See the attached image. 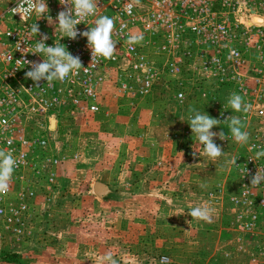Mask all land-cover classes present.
<instances>
[{
    "label": "built area",
    "instance_id": "obj_1",
    "mask_svg": "<svg viewBox=\"0 0 264 264\" xmlns=\"http://www.w3.org/2000/svg\"><path fill=\"white\" fill-rule=\"evenodd\" d=\"M47 4L48 13L38 20L35 11L30 16L25 13L24 19L13 14L16 0L0 7V149L18 161L8 192L0 194V236L14 244L32 238L35 217L54 200L60 168L79 157L74 142L59 141L57 132L71 136L69 126L98 115L110 117L119 104L132 107L139 97L173 82L172 98L177 103L194 95L221 121L237 116L244 123L248 142L231 141L235 150L224 180L237 183L227 202L233 226L262 239L257 247L264 255V228L258 226L264 222V183L251 186V176L257 169L264 170V157L256 158V152L264 149V0H140L139 5L134 0H99L96 15L76 27L82 32L107 15L115 21L117 44L113 58L93 61L86 37L60 38L56 17L63 6L59 0ZM34 23L47 34V45L60 42L87 69L64 81L42 80L35 87L25 78L30 65L22 61L43 60L31 53L41 39L30 33ZM130 32L142 34L143 41L128 45ZM218 87H232L249 110L236 112L227 101L218 100L213 93ZM226 135L223 141L214 137L215 142L223 147L234 139ZM185 136L187 146L202 154L203 146L191 129ZM233 158L238 166L230 163ZM223 191L218 186L208 192L207 202L220 204Z\"/></svg>",
    "mask_w": 264,
    "mask_h": 264
},
{
    "label": "rangeland",
    "instance_id": "obj_2",
    "mask_svg": "<svg viewBox=\"0 0 264 264\" xmlns=\"http://www.w3.org/2000/svg\"><path fill=\"white\" fill-rule=\"evenodd\" d=\"M8 2L0 0V7ZM175 91L170 82L132 107L119 104L117 114L69 126L71 136L57 132L59 141L74 142L79 157L60 168L54 200L34 219V236L23 244L0 236V264H101L108 251L120 264H160L162 256L169 258L165 264H264L257 247L262 239L232 224L227 195L237 180H224L218 172L229 162L225 148L229 154L235 150L234 139L220 157H193L185 136L189 108L216 116L194 95L177 103ZM233 92L218 87L213 93L228 101ZM221 130L231 134L227 122L212 129ZM156 156V168L149 170V158ZM163 175L168 180L164 199L151 182ZM94 183L103 186L100 195ZM218 186L224 188L221 203L211 205L207 194ZM201 204L213 210L211 222L188 214ZM258 226L264 228V222ZM4 252L11 254L10 261L1 257Z\"/></svg>",
    "mask_w": 264,
    "mask_h": 264
},
{
    "label": "clouds",
    "instance_id": "obj_3",
    "mask_svg": "<svg viewBox=\"0 0 264 264\" xmlns=\"http://www.w3.org/2000/svg\"><path fill=\"white\" fill-rule=\"evenodd\" d=\"M59 3L63 6L56 17V21H58L56 24L62 33L60 38L68 37L76 40L79 36L86 37L87 45L91 50L92 61L99 57L104 59L113 58L117 44V40L113 39V31L115 29L113 18L107 15L99 16V18L94 20V26L82 32L76 27L85 18L96 15L99 0H59ZM134 3L139 5L140 0H134ZM130 9L131 5L128 8L129 14ZM11 10L13 14H20L21 19H24L25 13L30 16L31 12L35 11L37 20L49 11L47 0H16V7ZM30 33L39 34L41 37L39 42L34 45V51L31 53L43 57L41 61L22 60L24 65H30V70L25 72V78H30L35 87L39 88L42 80L49 84L56 80L64 81L70 74H78L81 68H85L80 57L70 53L60 42H55L52 46L47 45L44 41L48 39V36L40 32L37 23L30 25ZM142 41V34L130 32L126 36V42L130 46L140 44ZM227 102L236 112H247L249 110V105L244 101L243 96L238 93H231ZM188 111L187 122L192 134L199 144L203 146V155L213 159L222 156L224 153L222 147L215 142L214 137H218L223 141L228 139V136L222 130L219 132L212 131L213 126L220 125L221 120L213 118L205 112H200L194 107H190ZM224 121L228 123L229 132L237 143L246 144L248 142L249 133L243 130L245 126L239 117L228 116ZM197 154L202 155L194 149L192 152L193 157H196ZM260 157H264V149L256 152V158L259 159ZM236 161L237 158H233L230 163L238 166ZM17 166L18 161L13 157L12 153L0 149V194L8 192L10 181ZM261 183H264V170L257 169L255 174L251 176V186H259ZM188 214L194 219L211 222L213 210L208 205L201 204L190 207ZM166 260V257H161L160 264H165ZM101 264H120V262L115 258L112 251H108L102 256Z\"/></svg>",
    "mask_w": 264,
    "mask_h": 264
},
{
    "label": "crops",
    "instance_id": "obj_4",
    "mask_svg": "<svg viewBox=\"0 0 264 264\" xmlns=\"http://www.w3.org/2000/svg\"><path fill=\"white\" fill-rule=\"evenodd\" d=\"M132 110V109H131ZM116 111H118V107H115L114 108V113L116 112ZM152 113V112H151ZM151 113H149V123H150V119H152L153 118V115L151 114ZM115 114H117V113H115ZM149 132H150V124H149ZM165 134H166V132H165ZM149 139H150V137H149ZM151 142V141H150ZM149 142V143H150ZM150 145V144H149ZM227 146V145H226ZM225 153H226V161H229V157H230V154H229V150H228V148H225ZM152 155V154H151ZM129 157H131V155L129 156ZM156 159H158L157 158V156L153 159V158H149V170H153V169H155L156 168ZM170 160L169 159H167V165H170ZM224 163H226V162H224ZM159 164H161V163H159ZM227 165H228V163H226ZM224 167H226L225 169H219L218 168V172H220L221 171V173L222 174H220L223 178L226 176V172H227V166H224ZM166 168V167H165ZM224 173V174H223ZM217 176V175H216ZM165 179V176L163 175L162 176V179L161 180H152L151 182H152V188H154V186H158V188L157 189H155V190H157V191H160V197H162V199H164V198H167V192H166V189L168 188V187H166V182L168 181V180H164ZM230 181V180H229ZM156 182V183H155ZM99 183V182H98ZM98 183H94L93 184V190L95 189V186H96V184H98ZM157 184H159V185H157ZM95 185V186H94ZM100 185H103V184H100ZM102 190H103V186H102V188H100L99 189V195L101 194V192H102ZM165 204V202L164 201H162V210L164 211V209H166V206L164 205ZM163 211H161V215H164L163 214Z\"/></svg>",
    "mask_w": 264,
    "mask_h": 264
},
{
    "label": "trees",
    "instance_id": "obj_5",
    "mask_svg": "<svg viewBox=\"0 0 264 264\" xmlns=\"http://www.w3.org/2000/svg\"><path fill=\"white\" fill-rule=\"evenodd\" d=\"M10 256H11V254H8L7 252H4L3 255H2L1 257H2L3 259H5V260H9ZM6 257H7L8 259H6ZM9 261H10V260H9Z\"/></svg>",
    "mask_w": 264,
    "mask_h": 264
},
{
    "label": "water",
    "instance_id": "obj_6",
    "mask_svg": "<svg viewBox=\"0 0 264 264\" xmlns=\"http://www.w3.org/2000/svg\"><path fill=\"white\" fill-rule=\"evenodd\" d=\"M99 189H100V188H99V185H98V184H96V186H95V189H94V190H95L96 192H99Z\"/></svg>",
    "mask_w": 264,
    "mask_h": 264
}]
</instances>
